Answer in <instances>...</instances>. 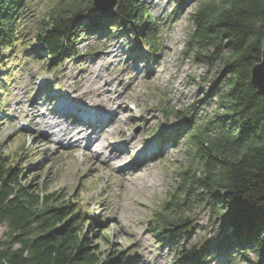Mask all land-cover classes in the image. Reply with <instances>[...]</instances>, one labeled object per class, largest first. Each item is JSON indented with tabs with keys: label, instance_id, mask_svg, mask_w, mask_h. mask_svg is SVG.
Segmentation results:
<instances>
[{
	"label": "rangeland",
	"instance_id": "1",
	"mask_svg": "<svg viewBox=\"0 0 264 264\" xmlns=\"http://www.w3.org/2000/svg\"><path fill=\"white\" fill-rule=\"evenodd\" d=\"M59 1L28 0L19 25L24 39L11 51L2 52L3 59L0 57V63L7 59L9 68L0 74V152L8 155L11 164L30 168L25 176L31 177L30 184L54 194L53 207L73 203L72 211L87 216L83 229L93 252L102 260L121 253L128 256L127 264H172L179 250L208 243L218 232L214 215L206 205L197 204L182 217L190 220L187 240L162 243L150 228L155 226V213L163 211L170 194L176 191L179 175L187 169L199 170L188 150V140L175 141L171 134L190 121L202 124L217 113L214 91L219 67L198 64L186 50L192 31L190 17L202 0H140L157 26L153 40L157 48L153 50L136 37L130 24L110 16L114 12L111 9L102 14L110 17L101 20L99 31L93 30L75 43V56L51 67L44 62L42 52L34 53L39 48L33 37L41 18ZM82 23L87 26L90 22ZM111 49L114 52L107 55ZM97 74L103 79H97ZM111 79H115L113 87L106 88L113 92L119 86L111 94L126 107L113 126L106 128L108 133L102 139L107 144L115 141L122 149L128 145L125 157L119 155L111 168L104 165L105 158L97 161L93 157L104 148L99 141L87 146L91 152L85 142L58 144V136L48 137L46 129L38 134L30 116L36 98V107L43 115L69 101L88 108L86 116H100L98 125L109 119L107 102L78 103L70 92L80 83L92 85L96 80L103 83ZM42 88L45 91L40 92ZM172 110L184 114L177 118L165 112ZM146 151L153 153L141 177L123 180L120 169L140 160ZM95 163L97 168L91 171ZM91 218L95 224L87 222ZM7 231V227H0L1 241ZM247 257L249 261L258 259L254 253ZM226 259L214 257L210 264H250L239 255L231 262Z\"/></svg>",
	"mask_w": 264,
	"mask_h": 264
},
{
	"label": "trees",
	"instance_id": "2",
	"mask_svg": "<svg viewBox=\"0 0 264 264\" xmlns=\"http://www.w3.org/2000/svg\"><path fill=\"white\" fill-rule=\"evenodd\" d=\"M27 1L0 0L1 59L2 52L24 39L19 25ZM110 16L130 24L145 46L157 48V26L142 1L118 0ZM110 16L93 13V0H60L37 24L33 40L39 50L34 53L42 52L51 67L59 65L75 56L78 40L99 31L101 20ZM190 22L186 50L198 64L220 70L217 113L171 134L175 141L188 140L199 170L179 175L176 191L150 228L162 243L187 240L190 220L182 217L196 204L206 205L218 232L210 244L179 250L172 264H210L214 257L230 261L234 255L249 261V253L258 258L250 264H264V102L251 83L264 47V0H202ZM6 61L0 63V74L9 70ZM2 110L0 101V116ZM165 112L177 118L184 114ZM27 169L0 152V227L8 229L0 240V264H127L128 256L121 253L102 260L93 252L83 229L87 216L72 211L73 203L53 207L54 194L30 184Z\"/></svg>",
	"mask_w": 264,
	"mask_h": 264
},
{
	"label": "bare ground",
	"instance_id": "3",
	"mask_svg": "<svg viewBox=\"0 0 264 264\" xmlns=\"http://www.w3.org/2000/svg\"><path fill=\"white\" fill-rule=\"evenodd\" d=\"M113 52L114 50L111 49L107 52V55H111ZM128 67L125 70L126 72L128 71ZM92 75L95 76V73ZM98 75L99 74H97V79L102 80L103 78ZM99 80L94 81L95 83L92 82L94 83L92 85H82L80 83L75 90L70 92V97L78 103L88 102L92 104L93 101H105L109 104L107 108L109 109L111 115L109 119L99 125L97 123L101 120L99 119L100 116H86L84 113L86 114L85 111L89 110L88 108L83 109L82 107L80 108V106H74L69 101L61 102L55 110L51 111L48 109L46 114L43 115L41 114L42 111L36 107V105L39 106V98H36L31 105L32 114L30 116L33 117V123L38 134L41 130L46 129L48 131V137H50V135L58 136V144H61L64 141H68L70 143H73L72 141H74V143L85 142L84 144L87 148V146H90L92 143L95 145L100 142L104 148L96 154L97 157H93L96 158L97 161H99L102 157L105 158L104 165L111 168L116 163V160H118L117 157H119V155H124L125 157L128 145L124 146L122 149L115 141L107 144L102 138H104L108 133L106 128L111 127V125L113 126V124L122 116L126 106L125 104H120L121 100L119 101V98H115L111 94L115 92L114 90L119 89V86H117V88H113V92L106 88H112L115 79L105 80L103 83ZM118 83L122 85L119 80ZM106 89L108 90V95ZM43 91H45V89L42 88L40 92ZM87 150L91 151V147L87 148ZM152 153L153 152L151 151H146V153H143L140 160L128 167L121 168L119 176L126 181L141 177V173H144L149 166V154ZM85 154L86 157H89V152H85ZM124 157H121L120 160L124 159ZM95 164L94 169L91 171H94L97 168V163Z\"/></svg>",
	"mask_w": 264,
	"mask_h": 264
},
{
	"label": "water",
	"instance_id": "4",
	"mask_svg": "<svg viewBox=\"0 0 264 264\" xmlns=\"http://www.w3.org/2000/svg\"><path fill=\"white\" fill-rule=\"evenodd\" d=\"M118 0H93V13H106L114 9ZM251 83L256 88L258 94L264 102V47L262 50L261 61L256 64L251 72Z\"/></svg>",
	"mask_w": 264,
	"mask_h": 264
}]
</instances>
